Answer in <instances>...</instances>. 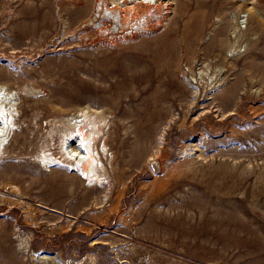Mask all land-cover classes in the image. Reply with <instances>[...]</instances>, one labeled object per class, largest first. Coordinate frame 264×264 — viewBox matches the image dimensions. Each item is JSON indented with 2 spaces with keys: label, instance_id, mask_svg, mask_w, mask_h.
Wrapping results in <instances>:
<instances>
[{
  "label": "rangeland",
  "instance_id": "374dc122",
  "mask_svg": "<svg viewBox=\"0 0 264 264\" xmlns=\"http://www.w3.org/2000/svg\"><path fill=\"white\" fill-rule=\"evenodd\" d=\"M166 1L0 0V264H264V0ZM83 111L101 180L52 135Z\"/></svg>",
  "mask_w": 264,
  "mask_h": 264
},
{
  "label": "bare ground",
  "instance_id": "6f19581e",
  "mask_svg": "<svg viewBox=\"0 0 264 264\" xmlns=\"http://www.w3.org/2000/svg\"><path fill=\"white\" fill-rule=\"evenodd\" d=\"M170 3V0H168L166 4L169 5ZM163 5V0H115V2L103 0L101 9L110 10L112 15L108 13L105 18L113 23H118L120 28H122L125 24L132 22L137 15L142 12L147 13L151 8L161 12ZM102 11L99 15L101 18H103ZM197 32L202 33L203 28H200ZM14 105L15 102H13L12 94L10 92H4L3 94V92L0 91V152L6 146L11 132L15 127L13 118ZM71 117L68 118L69 121L66 125L56 124L55 130H52V135L55 133L60 134L63 143H70L67 145V148L70 145L72 146V151L69 152V155L65 153L64 146L62 145H59V151L62 152V156H64L67 161L72 163V165L68 166L72 167L74 174L79 170L82 171L79 174H82L84 178L101 180L99 176L101 173L99 162L104 158L105 151L97 146V142L99 138L104 137L102 133L103 124L92 112L83 111L80 115ZM66 128L73 129L67 132L68 136L65 135L67 131ZM43 160L46 163L54 162L46 158ZM57 162L61 161L55 160V163Z\"/></svg>",
  "mask_w": 264,
  "mask_h": 264
},
{
  "label": "water",
  "instance_id": "95a60500",
  "mask_svg": "<svg viewBox=\"0 0 264 264\" xmlns=\"http://www.w3.org/2000/svg\"><path fill=\"white\" fill-rule=\"evenodd\" d=\"M153 164H156V162H154Z\"/></svg>",
  "mask_w": 264,
  "mask_h": 264
}]
</instances>
